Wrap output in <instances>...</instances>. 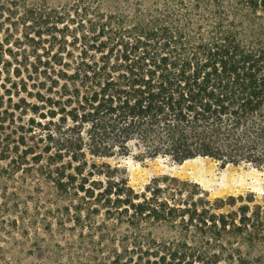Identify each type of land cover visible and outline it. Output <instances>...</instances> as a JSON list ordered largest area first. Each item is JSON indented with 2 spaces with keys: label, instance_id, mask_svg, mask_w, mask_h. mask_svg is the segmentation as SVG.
<instances>
[{
  "label": "trees",
  "instance_id": "obj_1",
  "mask_svg": "<svg viewBox=\"0 0 264 264\" xmlns=\"http://www.w3.org/2000/svg\"><path fill=\"white\" fill-rule=\"evenodd\" d=\"M2 88L33 115L0 142L7 182L21 172L47 198L0 242L21 228L35 264H264V202L211 203L169 176L138 192L88 159L137 143L147 158L264 170V0H0ZM7 182L0 214L21 208ZM10 254L0 244V264H22Z\"/></svg>",
  "mask_w": 264,
  "mask_h": 264
},
{
  "label": "rangeland",
  "instance_id": "obj_2",
  "mask_svg": "<svg viewBox=\"0 0 264 264\" xmlns=\"http://www.w3.org/2000/svg\"><path fill=\"white\" fill-rule=\"evenodd\" d=\"M0 91V142L2 143L3 138L8 134L15 133L17 130L18 133L21 132L16 127L21 126L27 130L29 119L33 115L30 113L20 115L19 111H13L4 89L2 88ZM17 99V96L14 97V103ZM37 121L39 120L37 119ZM30 127L33 129L28 136H35V142L43 136V126L39 127L35 124L30 125ZM13 135L15 136V134ZM88 159L90 163H106L113 167H119L128 177L130 186L138 192H143L153 179L169 176L180 181L190 182L192 185L188 187V191L196 190L195 185H197L201 193H204V198L211 201V203L218 199L227 200L230 197L238 198L240 196L246 197L250 201L253 199L254 202L251 205L263 204L264 202V170L256 169L246 163L231 164L224 167L216 160L203 157H197L182 163H177L166 157L147 158L142 155L137 143L132 144L131 151L126 155L104 158H93L88 155ZM9 168L8 161H0V182L2 184L9 179ZM6 169L7 172H5ZM11 180L7 182L9 190H15L18 193L21 208L0 214V226L3 225L2 223L11 225L16 218H19L20 211H24L26 208L25 203L30 207L28 215L24 216L26 221H29L37 199L39 197H42L43 200L47 198L46 194H42V190H38L36 180L29 176L26 177L25 174L19 172ZM198 197L201 196H195V199H199ZM240 205L241 203H237V207ZM234 209L227 205L217 210V212L230 213ZM20 229L17 230L12 227L13 232H16L15 236H8L5 242H0V244H3L7 251H11L10 257H12V260L18 261L21 258L22 264H35L37 263L35 255L29 254L30 247H32L31 243L24 246V238L18 234L21 231ZM174 233L172 229L156 231V235L170 241H174ZM50 263L45 260V264Z\"/></svg>",
  "mask_w": 264,
  "mask_h": 264
}]
</instances>
